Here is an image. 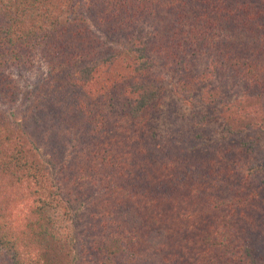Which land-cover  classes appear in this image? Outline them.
<instances>
[{"label": "trees", "instance_id": "obj_1", "mask_svg": "<svg viewBox=\"0 0 264 264\" xmlns=\"http://www.w3.org/2000/svg\"><path fill=\"white\" fill-rule=\"evenodd\" d=\"M236 87L260 133L215 139ZM168 89L215 115L163 133ZM262 138L264 0H0V264H264Z\"/></svg>", "mask_w": 264, "mask_h": 264}, {"label": "rangeland", "instance_id": "obj_2", "mask_svg": "<svg viewBox=\"0 0 264 264\" xmlns=\"http://www.w3.org/2000/svg\"><path fill=\"white\" fill-rule=\"evenodd\" d=\"M145 31H147V29ZM104 41H106L104 35L98 32L96 42L100 43L99 48L101 50L106 48ZM33 59L34 62L27 69L19 70L15 67L11 70L13 76L18 79L23 90L37 86L42 80L43 73H45L46 64L41 56V53L36 54ZM162 78L165 79L166 86L169 89L178 83L177 78L173 77L172 71H166L165 75L162 73ZM169 89L167 90L168 94L163 96L161 103L163 111L162 114L160 113L161 115H159L157 120L158 127L163 131V133H174L177 132V129L190 128L191 133L195 134L201 128L205 127V124L202 122L204 119L201 118L203 115H215V113L211 111V107H213L212 103L215 104L216 99L211 103L210 95L206 94L202 90L195 94L192 93L191 95L196 98L194 100H190V102H186L187 97L184 94L173 93ZM229 91L230 89L228 88L220 90L218 97L229 101L230 107L235 109L233 112V119L235 120L236 118V125L233 126L234 128L232 131H228L225 125L233 120L228 121V114L224 113L220 116H214L211 120V127L208 129L211 130L210 132H213L212 136L215 139H220L222 137H227V139H236V136L241 139L250 140L252 135L256 136L260 133L259 119L261 115H263V112L259 109V106L251 97H247L246 95L244 99L240 98V96H243L246 93L243 88L236 87L232 97H229ZM213 96L215 97V95ZM27 104L28 101H26L25 98H21L18 104L13 107V110L16 112V116L18 118L22 117V110L27 106ZM237 123L241 125V128L237 125ZM234 130H238V132H235ZM205 135L206 138L204 140L208 139L207 132ZM256 148L258 161L264 164V138H262L261 142H258Z\"/></svg>", "mask_w": 264, "mask_h": 264}]
</instances>
